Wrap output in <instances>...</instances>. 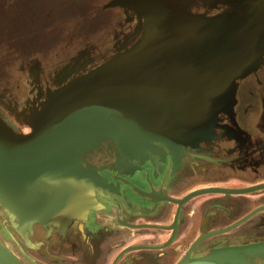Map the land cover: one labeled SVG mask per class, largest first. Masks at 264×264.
Returning <instances> with one entry per match:
<instances>
[{
    "label": "flooded vegetation",
    "instance_id": "obj_1",
    "mask_svg": "<svg viewBox=\"0 0 264 264\" xmlns=\"http://www.w3.org/2000/svg\"><path fill=\"white\" fill-rule=\"evenodd\" d=\"M184 3L207 15L228 11L224 0ZM246 6L247 0L235 6L238 16L248 13ZM258 15L243 23H258L252 51L264 50V14ZM26 71L23 83L0 88V116L28 132L24 112L34 95L21 96V89L45 94L52 79L41 84L34 66ZM166 73L158 74L160 91L169 86L162 84ZM145 91L142 110L156 88ZM217 124L211 137L163 160H133L122 168L109 159L100 170L106 192L96 190V205L74 214L45 211L22 222L0 205V239L24 264H264V60L238 79L233 111L221 113ZM141 139L135 136L137 149ZM197 189L207 190L192 193Z\"/></svg>",
    "mask_w": 264,
    "mask_h": 264
},
{
    "label": "water",
    "instance_id": "obj_2",
    "mask_svg": "<svg viewBox=\"0 0 264 264\" xmlns=\"http://www.w3.org/2000/svg\"><path fill=\"white\" fill-rule=\"evenodd\" d=\"M133 3L137 8L139 18L143 20H140V24L137 28L140 36L131 49L102 64L87 75L73 79L70 84L52 93H47L45 100L38 99L32 101L30 108H26L24 112V124L29 127L28 132H18L14 130V128L0 117V195L4 193L9 198L8 205L5 203L4 205L6 207L3 208L9 215H17L23 221L36 215L41 217L45 210L48 211L49 217H53L55 213L74 214L88 206L96 205V190L103 193L106 192L105 179L99 173L102 167H104L99 164V155L94 158L96 159L97 157V161H93V157L90 158L92 160H89V162L87 160L81 161L82 163H86L82 167V169L85 170L83 174L89 175L88 177L92 178V180H87L85 185L83 184V186H81V190H78V194L75 195L73 192L67 194L65 197L68 198L65 199L71 197L73 199L68 202H62V204H57L54 199H51L60 194H44V199H39L37 195H34L37 198H30L26 188V186L29 187V185L23 182L25 178L24 174L31 176L29 174H33L35 170H38L41 165H43L44 176H50V173L47 172H50L49 167L53 164L52 156L58 155L59 152L57 149H62V145L58 143L52 146L49 141L56 142L57 138L64 137L65 141L63 143H65L70 136V139L73 138V140H76L80 144L84 143L87 146L89 144L99 146L95 149V151L99 153L102 152V149L105 147L103 143L105 140L115 138L111 134L113 131L120 130L125 126L126 122H131V119L128 118V116H130L128 113L132 114L134 117L141 112L143 113V110H137L141 102L140 100L142 99V97L138 98L137 93L142 94L141 89H136V92H129L130 97L132 95L131 98L134 101V105L138 104L137 108L132 111L131 106L127 108L114 105L107 106V104L111 103H107L104 97H108L110 94L114 96L120 95L121 98L124 97L127 93L126 90H129V88H125V85H127V87H132L134 85L132 82L133 80L151 75L156 68H161L164 65L165 70L168 69L169 64L173 65L172 69L176 68V71H172L171 69L169 73L185 71V69L180 68V66L185 64L186 61L181 60L175 62L173 60L175 56H173L174 53L172 52L178 51L176 42H178L180 35L183 34L182 27L185 20H195L189 24L187 33L191 32V34L188 44H195L198 42L199 34L197 35L192 29V27L196 25L200 26V30L203 33L206 32L211 25L220 24L224 29V27L229 28L225 24L230 23V25L239 28L247 25L241 23L242 21L250 20L249 16L238 18L232 15L233 17L228 20L223 14L211 16L206 14H193L188 11L177 9L170 0H143L140 2L134 0ZM235 20L239 23L235 22ZM232 28L237 29L231 27V29ZM256 42L255 31L246 50L239 54L237 52V54H233L231 49L230 52H228L224 42L220 44L221 47L217 50H215L210 43H204L199 51H204L208 60L201 62L204 66L208 64L206 65L207 69L211 66L214 71L213 74L207 73V75L202 76L203 74H199L197 70L201 69L203 65H191V67L186 70L189 76L187 77L188 80L182 78V80H178L177 82L178 85L184 84L190 86V90L195 91L199 90L197 85L203 84L200 82H204V84L209 82L208 84L211 85L210 87L205 86L203 89L201 88L202 92L200 91V93H205L204 95H206L203 97L202 103H198L199 99L197 101L195 100L193 101L194 104H191L189 108L183 109L175 114V118L170 123L171 127L168 132L169 137H172V139L160 137L162 139L160 144H156V142L153 144L151 142L149 146L151 149L147 153L141 155L142 157L133 155L135 152H120L122 149H127V146H124V142H119L116 139L115 143L112 144L113 146H111V148H113L111 152L113 159L115 161L117 160L116 162H118L122 168H127L131 166L132 159L141 162L145 159L155 157L157 152H161V158L164 159L165 153L167 152L180 150L186 145L195 146L200 140L206 139L213 131L218 113L220 111L227 112L231 110L235 101V90L238 79L255 70L264 60V51H252ZM181 51H183V49H181ZM212 52L215 54H212ZM210 58H212V60L215 59V61H211ZM190 59L191 58H189V60ZM114 89L116 90L114 91ZM98 96H104L103 100L97 99ZM80 102L85 103V106L83 109L76 111L75 107ZM157 104L158 103H153L152 107H158ZM105 111H107L105 113L107 114L106 116L103 114ZM160 112L161 110H158L154 115L148 118L149 121L147 122L145 121L146 116L141 115V121L138 120L141 123L137 125V129L135 130L136 135L141 134V136H144L146 135L145 132L150 129L151 131L147 133H153L152 141H155L158 135V125L165 120V118L161 119V122L157 125V116L161 114ZM194 113L201 114L202 116L207 114V118L203 119L201 122V127L195 129V131L189 126L190 123L188 121L193 117ZM136 120L134 119L133 122ZM180 122L184 123V128L178 131L176 126L177 123L179 124ZM153 127H155V130L151 129ZM192 132H195V134L193 133V138L181 139L182 133L190 134ZM68 134L69 136H67ZM11 139L18 140L19 142L9 145ZM45 141L47 144L44 143ZM59 141L58 139V142ZM68 145L69 144H66L67 147ZM66 146H63V148ZM49 149L53 151L47 153ZM62 150L60 151L62 152ZM9 154H12V158L7 157ZM127 159L130 163L126 162ZM59 177L61 178L62 174ZM64 178H66V174H64ZM67 183L71 184L72 182L69 179L64 184ZM98 184H102L104 189L100 188ZM39 185L44 186V188H41V191L42 189H48V191L51 192L58 190L51 186V180H45L44 184L42 183ZM255 187L256 186H253L252 188ZM206 190L207 189H197L192 193H200ZM83 192L89 194L88 199L79 198ZM0 264H24L1 239Z\"/></svg>",
    "mask_w": 264,
    "mask_h": 264
},
{
    "label": "rangeland",
    "instance_id": "obj_3",
    "mask_svg": "<svg viewBox=\"0 0 264 264\" xmlns=\"http://www.w3.org/2000/svg\"><path fill=\"white\" fill-rule=\"evenodd\" d=\"M140 1L143 0H137V2ZM184 1L186 0H170L179 10L193 14H206L191 12ZM224 1L228 8L227 13L236 11L235 6L237 5L241 6L242 3L246 5V0ZM133 2L134 0H0L1 91L2 89L8 90V83L12 85L23 83V80L28 78L27 66H34L38 70V81L44 84V81H51L52 79V85L47 86L45 94L44 88L38 91L32 90L30 93L27 92L28 88L21 89V96L28 93L27 95H34L30 99L32 101L45 100L47 93H52L70 84L73 79L87 75L102 64L131 49L140 36L137 28L140 20H143L139 18ZM248 12L236 16L238 18L252 16L250 15L253 13L252 10L249 9ZM216 14L219 13L213 15ZM256 14L259 16L258 14L264 13L259 11ZM249 21H252L251 17L250 20L241 23ZM239 28L237 29L240 31L245 30V28ZM187 46L182 45L177 48L178 51H172L176 58H173L175 62L183 60L187 64L192 60L199 47H195L187 57L185 54ZM189 58L191 59L189 60ZM185 64L181 65L180 68ZM164 66L156 68L154 73L142 78L135 90H143L146 86L156 83L154 78H157L156 76L161 70H165ZM172 66L169 64L165 72L169 73ZM172 71H176V68ZM171 74L173 73H169V75ZM167 84H169L167 89L161 91L154 86L156 91L153 94L155 95L153 101L157 103L159 101L167 107L172 106V109L168 111L170 113L177 108L173 107L177 101L174 100L170 103L173 100L171 97L180 92L181 97H186V93L183 92L184 88L174 81ZM141 97L144 98L143 91ZM19 100L16 106L20 107L21 102ZM235 103L236 90L235 101L231 110L218 113L213 129L218 126L220 114L233 111ZM30 106L28 104L27 108ZM25 126L29 128L27 125ZM209 137L211 136H207V138ZM125 152L130 153L131 151ZM7 217L11 220H21L17 215L7 214ZM36 217L38 215L21 221L29 222Z\"/></svg>",
    "mask_w": 264,
    "mask_h": 264
},
{
    "label": "bare ground",
    "instance_id": "obj_4",
    "mask_svg": "<svg viewBox=\"0 0 264 264\" xmlns=\"http://www.w3.org/2000/svg\"><path fill=\"white\" fill-rule=\"evenodd\" d=\"M248 1V5H247V10L249 9H252V12L255 14V12H263L264 13V0H247ZM241 12L243 13L244 11L241 10ZM240 12V13H241ZM249 13V12H248ZM253 13H251L250 15H252ZM238 13L237 11H234V12H224L223 13V16L225 15L226 19H231L233 16H236ZM233 15V16H232ZM195 20H188V21H184V25L182 27V35H180V37L178 38V42L177 45L178 47L182 46V45H188L186 47L187 49V52H185L186 56L188 57V55L195 49V47H201L204 45V43H210L213 48L215 50H217L219 47H221L220 44H222L224 42V45H225V48L228 50V52H230V49H231V52L234 54L236 52H242L244 50H246L247 46L249 45L252 37L254 36V33L258 27V23L255 22V23H252V24H247L245 26H241V28H245V30H238V29H231V27H234V28H238L234 25H230V23H226L225 25L229 28H225L223 29L222 26L219 25H211L208 30H206V32H201L200 30V26L199 25H196L194 27H192V29L197 33V35L199 34V39H198V42L197 43H189V37H190V33H187L188 30H189V24H191V22H194ZM235 22L239 23L238 21L235 20ZM215 28V29H213ZM246 29H249V31H247ZM202 33V34H201ZM205 37V38H204ZM228 38V39H227ZM230 39V40H229ZM232 39V40H231ZM180 45V46H179ZM189 45H197V46H189ZM260 47V46H259ZM200 49V48H199ZM198 51L195 53L194 57L192 58V60L189 61V63H187L182 69H185V71L183 72H175L173 73L172 75L169 76V73H166L168 76L166 77H170V78H166V80L164 79L163 81V85H165L166 83H169L170 81H174V82H178V80H182V78H184L185 80H188L187 77L188 74L186 73V70L189 69L191 67V65L195 66V65H203V63L201 61H205V60H208V57H206V54L204 53V51L202 52L201 50ZM256 51H262V48H257ZM264 51V50H263ZM212 54H215L214 52H212ZM237 54V53H236ZM211 61H215L212 60V58H210ZM209 59V61H210ZM192 62V64H191ZM208 64H205V66L203 65V67L199 70H197V72H199V74H203L202 76H205L207 75V73H211L213 74V70H212V67L209 66L208 69H207V66ZM162 72L165 71V70H161ZM160 71V72H161ZM159 72V73H160ZM146 76H149V75H146ZM145 76V77H146ZM157 78H154L155 81H157L156 83H152L148 86H146L145 88H143V92H144V98L142 100H140V104H142V102H144V99H145V90L147 88H151V87H158L157 83L159 81L158 79V75L156 76ZM193 77V76H192ZM144 78V77H142ZM142 78H139L137 80H133V86L131 87H127V85H125V88H129V90H126V95L124 97H120V95H117V96H114V95H109L108 97H104V96H98L97 99H100L101 101L103 100V97H104V100L107 102V103H111V104H107L108 105H114V106H117V107H123V108H127L128 106H131V111L135 108H137V105L135 104L134 105V101L133 99L130 97L129 95V92H136L135 91V88L137 86H139V84L141 83V79ZM200 78V77H198ZM203 81V80H201ZM200 83H203V84H200V85H197L199 88L198 91H195V90H190V86H187V85H181L183 88H184V91L186 93V97H188V100L186 97H181L180 93H176L174 96H172L171 98H173V100L170 102L172 103L174 100L175 101H178V102H183L182 106L180 107H177L175 108L172 112L168 113V111H166V107L165 105H163V103L159 102L158 101V107H152V104L153 103H157L156 101H153V99L155 98V95L151 94L148 96L147 100H146V107L145 109L143 110V113H139L138 115H135V117L128 113L130 116H128L129 119H131V122H126L125 123V126L123 128H121L120 130H117V131H113V133H111L115 138L114 139H107L105 140V142H103L105 144V147L102 149V152H99L97 153L95 151L96 148H98L99 146H95V145H91L89 144L88 146L85 145L84 143L83 144H80L79 142H77L76 140H73V138L70 139V136L69 134L67 136L68 139L65 143H63L65 141L64 137L63 138H57L56 142H52V141H49V143H51V145L53 146V144H60L62 145V149L59 148L57 149V151L60 153H58V155H53V159H52V166L49 167V171L50 172H47V173H50L49 175L50 176H44V167L43 165H41V167L38 169V170H35L33 172V174H29L31 176H27L28 174H24L25 178H24V183L29 185L26 186L27 188V192L30 196V198H37L35 197L34 195H37L39 196L38 198L39 199H44V194H60L59 196H56V197H52L51 199H54L55 203L57 204H62V202H68L70 201L71 199H73L72 197L69 198V199H65V198H68V197H65L67 196V194H70V193H75L78 194V190H81V186H83V184L85 185V183L87 182V180H92V178L88 177L89 175H86V174H83L85 170L82 169V167L86 164L85 162H81L83 160H87L89 162V160L91 161L93 157V161H97L98 159H100V165L104 166V164L106 163V161H109V159L111 160L113 157H112V150L113 148H111V146H113L112 144L115 143V140L117 139L119 142H124V146H127V149H122L120 152H124L126 153L125 151L128 150L129 148V152H135L133 155H137L139 157H142L141 155L147 153L151 148L149 147L151 142L153 144H156L157 143H161L162 139L160 137H164V138H171L172 137H169V129L171 127V122L172 120L175 118V114H177L179 111L183 110V109H187L189 108V106L191 104H194L193 101H197L198 99V103H202L203 101V97H205L206 95H204L205 93H200L201 91V88L203 89V87H210L211 85L208 84L209 82H207V84H204V82H200ZM174 84V83H173ZM123 88V89H125ZM122 89V88H121ZM134 89V90H133ZM116 89H114L115 91ZM196 92V93H194ZM202 92V91H201ZM138 94V98H141V94L140 93H137ZM168 97H166L167 99ZM207 98V97H206ZM168 100V99H167ZM130 102V103H129ZM81 103V102H80ZM78 104L76 107H75V110L78 111L79 109H83L84 106H85V103H81V104ZM168 104V102H166ZM164 103V104H166ZM138 105V108L137 110H142L140 108L141 105ZM103 107V106H102ZM113 107V106H112ZM158 110H161V114H159L157 116L158 118V121H156L157 125L158 123L161 122V119L165 118L164 122L159 124L158 125V135L156 136V139L155 141H152V137H153V133H147L150 132L151 130H147L145 133L147 135V138H146V135H144V139H141V140H144V142H140V146H141V149H137L135 145H133V142L135 143V136H136V133H135V130L137 129V125H139L141 122V115H145L146 116V122L149 121L148 118L151 117L152 115H154ZM107 111L103 112L104 116H106L107 114H105ZM195 115V117H194ZM207 118V114H205V116L201 115V114H196L194 113L193 114V117H191L188 121H189V126H191L193 128V130L195 131V129L197 128H200L201 127V122L203 119ZM136 120L135 122H133V120ZM140 120V121H138ZM183 124L184 123H177V126L176 128H178V131H180V129L184 128L183 127ZM152 130L154 129L155 130V127L151 128ZM195 134V132H192L190 134L188 133H182L181 134V139L184 138L187 139H191L193 138V135ZM119 137H123V138H119ZM149 138V139H148ZM58 139L60 140L58 142ZM122 139V140H121ZM9 145H11L12 143H17L19 142L18 140H15V139H11L9 141ZM44 143L47 144V142L45 141ZM63 143V144H62ZM66 144H69L68 147L66 146ZM98 145V144H97ZM46 146V145H45ZM63 146H66L65 148H63ZM51 147V146H49ZM92 148V149H90ZM62 150V152L60 151ZM125 150V151H124ZM136 150V151H135ZM50 151H53L52 149H49L47 151L50 152ZM5 155V154H4ZM100 156V158L97 159H94L95 156ZM125 155V154H124ZM7 157L9 158H12V154H9L7 155ZM6 157V158H7ZM78 158V159H77ZM154 160L158 159V158H161V152H157L156 153V156L153 157ZM162 159V158H161ZM163 160V159H162ZM117 161V160H116ZM115 161V162H116ZM133 161V159L131 160ZM56 162V163H55ZM126 162L130 163V161L127 159ZM55 163V164H54ZM118 163V162H117ZM74 170V171H73ZM19 172V171H18ZM62 174V177L60 178L59 176ZM64 174H66V178H64ZM87 176V177H86ZM63 179V180H62ZM70 179V181L72 182L71 184H64L66 183L68 180ZM47 180V181H50L51 180V186H53L54 188H57L58 190L56 191H48V189H42L41 191V188H44V186H40L39 184H44V181ZM61 180V181H60ZM102 185V184H101ZM102 189H104V186L103 187H100ZM105 189H106V186H105ZM44 192V193H43ZM82 195V196H81ZM79 196V198H85L84 195H86V198L85 199H88L89 197V194L88 193H85L83 192ZM2 196V197H1ZM24 196H27V195H24ZM49 196V195H48ZM78 199V198H77ZM9 201V198L7 197V195H5L4 193L0 195V205L4 208L6 207L4 204L8 203ZM2 203V204H1ZM8 205V204H7ZM7 210V209H6ZM8 213V212H7ZM225 258V257H224ZM220 259H222L220 257ZM179 264H202L201 263V260L197 259V260H194L193 262L191 261L190 263H187V262H181ZM241 264H246L245 262L242 261Z\"/></svg>",
    "mask_w": 264,
    "mask_h": 264
}]
</instances>
